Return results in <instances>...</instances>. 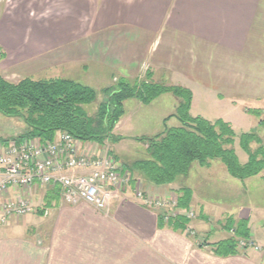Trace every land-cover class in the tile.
I'll use <instances>...</instances> for the list:
<instances>
[{
  "label": "crops",
  "instance_id": "obj_1",
  "mask_svg": "<svg viewBox=\"0 0 264 264\" xmlns=\"http://www.w3.org/2000/svg\"><path fill=\"white\" fill-rule=\"evenodd\" d=\"M33 6L42 18L28 15ZM48 6L54 10L49 19L42 16L46 0H24L10 15L1 9L2 70L7 66V73H22L13 82L76 80L73 73L90 66L127 79L149 69L156 81L192 90L193 116H198L193 112L200 98L206 104L229 103L245 121L264 126L254 113L264 108V0H54ZM143 105L136 99L124 102L114 129L123 139L116 144L136 141L138 135L130 131ZM149 105L144 116L154 118L149 136L179 125L171 116L178 106L175 95L162 94ZM13 138L0 139V152ZM135 173L152 196L178 198L182 188L190 190L189 205L202 217L193 225L204 244L145 206L135 195L134 178L107 210L84 201L64 204L51 189L36 184L7 193L27 197L38 211L0 225V264H264V253L253 249L218 254L214 245L234 233L230 224L216 228L205 218L245 220L250 237L264 244V171L240 180L213 159L207 166L194 163L171 184L155 185ZM252 187L257 194H249Z\"/></svg>",
  "mask_w": 264,
  "mask_h": 264
},
{
  "label": "trees",
  "instance_id": "obj_2",
  "mask_svg": "<svg viewBox=\"0 0 264 264\" xmlns=\"http://www.w3.org/2000/svg\"><path fill=\"white\" fill-rule=\"evenodd\" d=\"M4 57L2 52L0 61ZM105 90V100L99 103L97 115L91 117L85 106L98 98L97 91L91 86L69 78L35 80L27 77L12 82L2 75L0 69V113L19 117L25 123V132L15 139L30 137L52 140L58 131H67L80 141L104 144L108 138L114 141L122 139L112 133L124 114L127 99L137 98L149 104L162 94L172 93L178 98V106L171 116H175L180 125L166 127L153 136L135 138L147 145L146 156L126 164V167L134 173L139 172L155 185L174 183L179 177L187 175L194 163L207 166L213 159L221 160L229 174L240 180L264 171V146L260 137L252 131L240 135V146L248 154V160L242 163L234 148L236 132L230 122L221 118L211 121L191 114V89L156 81L148 69L142 79L131 81L120 77L116 89L107 87ZM254 113L258 116L261 114L260 110ZM261 123L264 124V119H261ZM253 141L261 143L254 152L250 150ZM181 192L177 205L180 209H187L191 192L186 188H182ZM50 193L59 197L55 189H51ZM160 219L164 222L162 215ZM171 221L185 230V214ZM229 229L232 230L231 227ZM234 231L235 236L214 245L218 254L239 253L237 238H250V228L245 220L240 221Z\"/></svg>",
  "mask_w": 264,
  "mask_h": 264
},
{
  "label": "built area",
  "instance_id": "obj_3",
  "mask_svg": "<svg viewBox=\"0 0 264 264\" xmlns=\"http://www.w3.org/2000/svg\"><path fill=\"white\" fill-rule=\"evenodd\" d=\"M120 162L104 147L85 146L67 131H58L52 140L23 137L12 139L0 152V225L13 217L35 214L34 203L23 195L10 197V189L30 188L36 184L55 189L61 202H87L99 210L109 209L110 202L121 192L122 184L131 182ZM136 197L168 223L180 214L178 200L152 196L136 188ZM44 214L49 210L44 208ZM188 217L194 216L193 211ZM240 248L264 251V244L251 238L241 239Z\"/></svg>",
  "mask_w": 264,
  "mask_h": 264
},
{
  "label": "rangeland",
  "instance_id": "obj_4",
  "mask_svg": "<svg viewBox=\"0 0 264 264\" xmlns=\"http://www.w3.org/2000/svg\"><path fill=\"white\" fill-rule=\"evenodd\" d=\"M38 0H34L35 3H37ZM24 2V0H0V12L1 9L5 10V14L9 13V15L13 12L16 11L18 9V7ZM31 3V2H28ZM27 3V4H28ZM46 4H47V8L45 13L42 16H46L47 19H49L51 16V14L54 13L53 7H49L48 5H54V0H46ZM38 11H35L34 6L27 9V13L28 15H30V17L32 18H42L39 17V13H37ZM44 17V18H46ZM4 52V50L2 49V47L0 46V54ZM2 61H0V68L1 71L2 70ZM4 71L2 72V75L4 77H7V80H13L15 81L16 79H21L22 77V73L17 72L12 74V72L7 73L5 70L8 69L7 66H4ZM84 73H73V77H76V81H79L81 83H84L86 85L91 86L92 88H94L97 91V101H95L92 104H89L87 106H85V110L87 112L88 115H90L91 117H95L97 115V111L99 109V103L102 102L103 100H105L106 98V90L105 88L110 87V89H116L117 88V82L119 81L120 77H123L119 74H114V73H110L109 70H104L101 67H89V70H84ZM147 70L145 71L144 74H142V77H138V78H134V79H129L131 81L136 80V79H142L146 76ZM40 77V76H37ZM10 78V79H9ZM23 79V78H22ZM160 82H164L167 85H173L170 84L169 82H166L164 80H160ZM130 99H136L139 100L137 98H130ZM131 101V100H130ZM140 101V100H139ZM200 101V102H199ZM141 102V101H140ZM214 102V101H213ZM142 104H144L142 107H140L138 109V114L137 116L134 118V122H132L133 125H136V128L134 129V132L130 133H134L135 135H138V137H143V136H149L150 134V125H153L151 123L154 122V118H150L147 119L145 116L146 111L150 110V103L149 104H145L143 102H141ZM229 103H204L203 100H201L200 98H197V102H196V108L194 110V114L195 115H201L202 117L206 118V119H215L217 117H222L221 119L224 118V120L228 119L231 120L233 124V128L236 132V138H235V143H234V148L236 149V152L238 154L239 159L242 161H245L246 158L248 157V154L246 151H244L241 146H240V135L243 132H247V131H251L255 132L257 135L260 136L261 138V142L262 145L264 146V126H259V125H252V123H250L249 121H245L243 119V116L241 115V113H239L238 111L228 108ZM129 108V107H127ZM261 111V114L259 117L260 119H264V108L263 109H258ZM147 119V120H146ZM153 121V122H152ZM179 125H180V121H179ZM26 129V125L25 123L22 121L21 118L19 117H8L5 116L3 114L0 113V139H8V138H13V137H17L22 135L25 132ZM118 134L114 133L113 131V135L117 138L120 137L123 139V136H121V132L118 131ZM57 135V133L55 134V136ZM137 137V138H138ZM14 139V138H13ZM118 143V141H114L111 138L106 139L104 144H99L100 147H104V149L108 150L110 152V154H112V156H114L122 165L124 172L129 171L132 174L131 178L135 179V188L144 191V185H143V181L144 180H139L140 176L138 173H134V171H132L129 167H126V164H131L132 162H134L137 159H141V158H145L146 156V149L143 147V145L145 144L143 141L140 140H132V141H127V142H123L121 145L116 144ZM260 142H256L253 141L250 144V150L252 152L256 151L258 149V147L260 146ZM98 147V146H97ZM244 158V160H243ZM243 163V162H242ZM134 179H131L134 181ZM130 182L128 184H122V188L121 190H123L124 187H126L127 185H129ZM256 187H252L249 189V194L254 195L256 193ZM257 194V193H256ZM172 199V198H170ZM178 200V198H176ZM193 211L194 216H187L190 215L191 212ZM185 214L186 219H187V224H186V228L185 231L188 232V235L191 237H194L198 242H201L202 244L205 243V241L203 242V239L201 237L200 232L196 229V227H194L193 224H195L194 222L201 219L202 217L200 216V214L198 213V210L192 206L189 205V207L187 209H183L180 211V214ZM210 216H206L205 218L206 221H211V223H213V226L216 228H221V227H225L229 225L232 228V231L234 233L235 236V231L234 229H236L238 227V223L240 221H236L234 219V217H230L229 215H224L223 218L220 221L217 220H212V218H209ZM14 218V217H13ZM11 218V220L13 219ZM177 218V217H176ZM230 218V219H229ZM10 220V221H11ZM229 221V222H228ZM190 222L192 224H190ZM218 222H220V224L218 225ZM251 238V237H250ZM238 239V243L239 240L243 239V238H237ZM253 239V238H251ZM255 241V243L260 244L259 242H257L255 239H253ZM263 245V244H261ZM238 249L240 251H247V250H251L249 248H240L238 245ZM255 251H261L259 249H253Z\"/></svg>",
  "mask_w": 264,
  "mask_h": 264
}]
</instances>
